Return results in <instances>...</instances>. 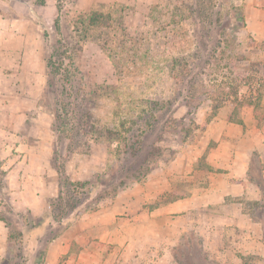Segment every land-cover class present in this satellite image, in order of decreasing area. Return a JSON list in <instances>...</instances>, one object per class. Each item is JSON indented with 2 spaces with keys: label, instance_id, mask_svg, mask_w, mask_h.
<instances>
[{
  "label": "rangeland",
  "instance_id": "obj_1",
  "mask_svg": "<svg viewBox=\"0 0 264 264\" xmlns=\"http://www.w3.org/2000/svg\"><path fill=\"white\" fill-rule=\"evenodd\" d=\"M20 5L21 18L29 12L35 23L31 33L40 44V69H44L35 115L40 116V130L30 131L43 137V127H49L50 135L48 129L45 137H50L51 145L46 146L49 163L36 161V166L43 164L45 169L38 191L45 207L42 213L29 215L15 205H5L15 215L12 229L18 235L22 222L15 220L20 214L21 220L38 218L47 211L56 217V226L46 230L47 239H52L61 233L60 221L97 215L125 192H140L136 194L139 199V188L158 169H171L177 154L202 137L222 107L232 111L236 105L239 118L247 113L257 123L264 120V0H20ZM49 5H55L57 13ZM96 10L111 19L91 28L85 17ZM94 86L101 88L90 101ZM234 88L239 89L236 104L233 97H226ZM257 91L263 94L261 99ZM151 101L160 106L151 111ZM242 101L245 104L238 106ZM250 101L253 104L247 105ZM193 107L198 108L185 121L193 131L183 140L178 120ZM150 113L154 115L152 127L140 120L143 115V121L147 120ZM201 116L205 122H199ZM190 120H194L192 125ZM92 127L118 130L125 140L111 142L113 135L97 136ZM149 127L145 135L138 136ZM152 156L159 158L157 164L148 163ZM253 158L251 176L264 185L259 162ZM145 165L156 167L141 182L114 193L123 180ZM194 170L192 179L183 178L178 191L165 200L183 197L205 182V156ZM99 174L104 175L103 185L93 194H73V182ZM161 200L146 208L153 210ZM44 237L37 241L41 249L33 256L19 236L22 246L9 259L18 262L16 253L26 257L24 264H45ZM175 256L181 264H219L203 259L199 238L194 235L175 250ZM249 262L264 264L244 261Z\"/></svg>",
  "mask_w": 264,
  "mask_h": 264
},
{
  "label": "crops",
  "instance_id": "obj_2",
  "mask_svg": "<svg viewBox=\"0 0 264 264\" xmlns=\"http://www.w3.org/2000/svg\"><path fill=\"white\" fill-rule=\"evenodd\" d=\"M20 6V0H0V214L11 204L39 215L44 207L38 192L42 165L49 163L46 146L51 139L45 137L49 127H43V137L30 131L40 130V116L35 115L44 69L40 44L31 33L35 23L29 12L21 18ZM49 8L57 13L55 5ZM221 109L202 137L177 154L171 169H158L139 188V199L140 192H125L114 205L77 220L52 239L45 228V264H181L175 248L191 235L199 238L205 261L264 263V224L254 206L264 199V185L251 176L255 157L264 178V124L259 126L247 113L239 118L243 124L231 122L233 110ZM199 122H205L204 116ZM203 156L205 182L183 197L165 200L178 191L183 178L192 179ZM39 159L43 164L36 166ZM159 199L165 201L146 208ZM8 237L9 228L0 219V264L13 253ZM37 243L33 256L41 249Z\"/></svg>",
  "mask_w": 264,
  "mask_h": 264
},
{
  "label": "trees",
  "instance_id": "obj_3",
  "mask_svg": "<svg viewBox=\"0 0 264 264\" xmlns=\"http://www.w3.org/2000/svg\"><path fill=\"white\" fill-rule=\"evenodd\" d=\"M111 19V16L109 15H105L103 12H100V11H94L92 12L87 18L85 17V19H87V22H88V26L89 27H95V26H99L101 23H103L105 20L104 19ZM104 24V23H103ZM225 54V53H223ZM220 66V64H219ZM101 88L100 86H94L91 88L90 90V94H89V99L90 101H93L95 100L94 98V94L99 91L98 89ZM257 93V98L258 99H261L263 94L259 91L256 92ZM238 95H239V89L238 88H234L232 93H228L226 97H233L234 98V103L236 104V102L238 101ZM245 102H241V103H238L237 105L238 106H241V105H244ZM253 103L250 101V103L248 102L247 105H252ZM158 106H160V103H157V102H153L151 101L150 102V110L153 111L155 110ZM198 107H193V109L189 110L188 113H187V116L178 120V125H177V130H179V132L182 133V139L185 140L188 138V136L192 133L193 129L192 127H187L186 126V119L187 117H190L193 115L192 113V110L194 109H197ZM148 112V111H147ZM146 112V114H147ZM239 113H238V109H237V106L235 105L234 108H233V111L231 113V116H230V121L231 122H235V123H239V124H243V121L239 119L238 117ZM153 113H150V115H147V120H144L143 121V118L145 117L144 115L142 117H140V120L141 122H144L147 126H150L152 127V119L154 118L153 117ZM191 121V125L194 123V120H190ZM264 123V120L263 122ZM259 122V126L260 124H262ZM62 126H64L63 123H61ZM145 125V126H146ZM141 126L143 128V123H141ZM149 128H144V129H141L140 133L138 134V136H142V135H145L148 130L150 129ZM92 132L94 131L96 133L97 136H103L105 135L106 133L109 135H113L112 139H111V142H118L119 144L122 143V140L124 141L125 138L124 137H121V133L118 131V130H113V129H107V131L105 130H100V129H96L95 127H92ZM150 161H155L156 164L158 163L159 161V158H154L152 156V159L148 161V163ZM156 167V165H145L143 167L140 168V170L135 173L134 175L130 176L129 178H127V180H123L120 184V187L117 188L114 193L115 194H118L119 192L121 191H124L126 188H128L131 184L135 183V182H141L143 179H145L149 173L154 170V168ZM108 173H105V176H107ZM103 174H99L97 175L96 177L92 178L91 180H85V181H76V182H73L71 185H70V189L71 191L73 192V194L75 195H80L82 194L83 192H87L88 195H91L93 194L95 191H96V188L97 187H100L102 186L103 184L101 183L103 181ZM254 206L258 207V213L260 215V219L262 221V223L264 224V205L260 204L259 202H255L254 203ZM261 210H263L261 212ZM28 214L30 215L31 214V211H27ZM14 215V214H13ZM12 215V213H9L5 210V206L3 207V211L2 213L0 214V219L2 221L5 222V224L7 225V227L9 228V242L11 244V249L12 251L14 252L15 251V248L16 247H20L22 246V241H19V236L20 237H24V239L26 240L27 242V245L30 247L31 251L33 250L34 248V245L37 243V241L40 239L41 235L43 234L45 228H48V227H53V226H56V217L54 216H51L50 213L47 211L45 213H43L42 215H40L38 218H35V217H31L29 220L27 218V220H21L20 217L23 216L22 214H20V216L18 215L17 217H19V220H15L17 223H21L22 222V231L21 233L18 235L14 229H12V225H14V216ZM11 216V217H9ZM77 217L78 216H72L69 221L67 223H62V221L58 222L57 226L61 227V233L65 230H67L69 227H71L76 221H77ZM12 219V220H11ZM61 224V225H60ZM19 226V225H18ZM22 233L24 235H22ZM59 233V234H61ZM189 240V239H188ZM188 240H185L184 243H181L179 246H177L175 248V250L177 248H180L181 246H184L186 244V242H188ZM19 251V250H18ZM20 252V251H19ZM14 257H19L20 260L17 262L15 261L14 262V259L13 261L9 259V257L7 259L4 260L3 264L4 263H7V264H24V262L26 261V257H21L20 255L18 254H14ZM17 262V263H16Z\"/></svg>",
  "mask_w": 264,
  "mask_h": 264
}]
</instances>
